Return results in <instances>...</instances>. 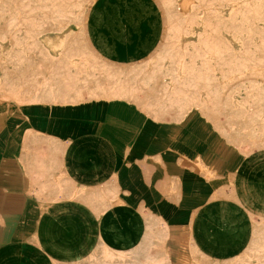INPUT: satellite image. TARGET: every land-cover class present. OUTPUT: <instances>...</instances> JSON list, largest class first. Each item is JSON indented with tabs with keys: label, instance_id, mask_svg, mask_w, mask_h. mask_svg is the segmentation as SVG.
<instances>
[{
	"label": "crops",
	"instance_id": "1",
	"mask_svg": "<svg viewBox=\"0 0 264 264\" xmlns=\"http://www.w3.org/2000/svg\"><path fill=\"white\" fill-rule=\"evenodd\" d=\"M91 106L48 109L45 116L24 109L29 118L21 126L10 122L0 130V264L71 263L89 256L101 237L99 219L80 202L36 197L19 158L31 130L68 140L61 165L77 186L114 182L128 207L161 217L168 264H195L204 255L195 250L198 241L228 251L245 239L264 250V231L258 240L249 235L253 219L264 224V154L244 153L202 116L182 124L121 100ZM197 163L214 181L194 169Z\"/></svg>",
	"mask_w": 264,
	"mask_h": 264
},
{
	"label": "rangeland",
	"instance_id": "2",
	"mask_svg": "<svg viewBox=\"0 0 264 264\" xmlns=\"http://www.w3.org/2000/svg\"><path fill=\"white\" fill-rule=\"evenodd\" d=\"M180 1L36 0L43 4L41 7L32 0H0V82H6V73H18L20 77L14 96L0 97V130L10 122L21 126L29 118L24 109H41L37 116H45L48 109L93 107L113 100L127 102L121 98L131 88L127 71L138 73L161 65L168 73L172 58L180 60L189 75L215 83L220 97L218 120L227 118L237 125L245 138V153L264 154V0H192L188 14ZM121 10L128 16L120 18L119 30L102 37V29L109 26L107 18ZM79 18L90 35L82 38V47H70L68 38L77 31ZM130 43L129 63L122 70L123 59L115 61L111 56L128 50ZM49 60L53 61L50 69ZM42 75L43 83L59 85L55 91L61 100L25 104L29 92L40 91L32 87V82ZM79 82L83 86L79 87ZM185 84L168 82L172 89L168 93L170 102L181 104L192 97L194 91L185 89ZM50 92H54L53 86ZM203 92L208 101L213 100V92ZM202 104L179 120V111L165 114L158 103L153 118L184 124L194 116H202L224 136L220 127L202 114ZM210 126L214 138L223 143ZM242 256L239 253L235 259ZM165 257L166 253L160 259L151 258L147 264H168Z\"/></svg>",
	"mask_w": 264,
	"mask_h": 264
},
{
	"label": "bare ground",
	"instance_id": "3",
	"mask_svg": "<svg viewBox=\"0 0 264 264\" xmlns=\"http://www.w3.org/2000/svg\"><path fill=\"white\" fill-rule=\"evenodd\" d=\"M5 1L8 2L9 0ZM32 1L36 2V0ZM191 1L192 0L180 1V5L185 14L190 12ZM36 3L43 7V4H40V2ZM94 10L93 7V14H95ZM171 13L173 14L174 11L172 12V10H170V14ZM127 16V12L123 10L113 12L111 17L107 18L109 20V26L102 29L104 35L102 37H108L113 31L119 30L120 18H126ZM110 25L112 29L109 28ZM87 34L90 35L88 30L82 28L81 18H79L77 31L72 32L71 36L68 38V46L82 47V38H85ZM191 37H193V35H191ZM104 38L102 41L103 43H105ZM26 39L29 41L28 38ZM132 43L129 44L128 50L112 53L111 58L113 60L123 59L124 65L122 70L126 69L129 63L128 58L130 57L129 53L133 47ZM41 57H43L42 54ZM13 63L17 64L16 61H13ZM48 63L49 69L52 68L53 61L49 60ZM168 64L171 66V71L168 73L163 70V66L161 65L156 66L153 70L144 68L143 72L138 71V73H134L132 69H130L132 71H127L126 73L131 80V88L129 92L124 94L121 98L135 104L150 117L155 115L154 110L158 107L157 104L161 103V111L165 114L174 115L179 111V120H182L192 109L196 108V106L202 104L204 100L206 101V105L202 104L203 107H205L202 114L208 117L215 125H218L227 140L234 143L244 152L243 144L245 138L239 132L237 125L227 118L221 119V122L218 120L219 114L216 111L220 104V97L219 88L216 87L215 83L205 78H199L195 74L189 75L185 65L180 60L171 58ZM168 75L170 79L167 78ZM6 77V82H0V97H12L19 88L20 77L18 73H6ZM37 80L38 81L32 82V87L40 91L38 93L35 91L29 92L24 98L25 104L34 102H44L48 104L61 100L58 92L55 91L59 88V85L56 83L53 84L54 92L51 93L50 88H52V86L50 87L43 83V75L38 77ZM169 81L176 83L178 86H182V82L185 81L186 84L184 88L194 91L192 97L181 104L170 102L168 99L171 98V96L169 97L168 93L171 92L172 89L168 85ZM78 85L79 87L83 86V82H79ZM203 90L210 93L213 92V100H209V102ZM146 103L148 104L145 105ZM67 144L68 140L65 141L61 138L45 137L44 133L36 131L24 136L19 149L20 161L27 173L31 188L34 190L38 199L47 202H55L63 199L78 201L80 204L86 206V209L96 216L101 223V237L98 244H95L91 254L87 257L83 256L85 258L78 259L74 262L70 261L71 263L67 264H147L148 260L151 258H162L166 253L165 240L168 235V228L165 221L154 213L153 210H135L127 207L123 200L120 199L117 186L114 182H109V185L95 188L77 186L68 177L65 168L61 165V159ZM38 148H43L44 152L37 154L36 149ZM52 161L53 164H51ZM205 167L206 166L202 163H197L194 169L200 171L210 180L214 181V176L211 173L212 171H208ZM174 185L176 186V184H173V188H171L173 191L177 190ZM171 194L170 192V195ZM251 224L250 226H252ZM249 231V235H252V232L254 233L250 236L251 239L254 240V238H257L258 240V235L264 231V224L261 223V225H258L257 222L254 221L253 229H249ZM194 237L195 235L192 236V239H194ZM261 238L264 239V237ZM203 240L205 239L203 238ZM244 240L243 244L240 243L242 244L240 248L236 246L235 250L228 251H224L223 249L219 250L203 241H198L196 244H200V246L197 247L195 241H192L197 247H195V250H201L198 252V255L200 252L202 253L204 251L203 257L201 253V255H199L201 256L200 258H198L199 256L196 257L197 260L195 259V264H264V250L261 247H258V249L257 247H253L258 245L257 242L255 243L253 241L256 244L253 245L254 243L249 241L245 245ZM259 244L261 243L259 242ZM262 244L264 245L263 242ZM191 249L192 245L190 250ZM257 250H261L262 252L259 251V253ZM191 253L193 257L197 255L194 254L192 250ZM239 253L244 256L237 260L235 257L238 256ZM252 256H254L255 259L250 258Z\"/></svg>",
	"mask_w": 264,
	"mask_h": 264
}]
</instances>
